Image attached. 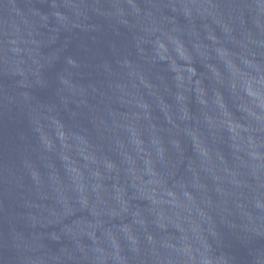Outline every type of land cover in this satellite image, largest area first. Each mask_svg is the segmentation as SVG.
<instances>
[{
    "label": "water",
    "instance_id": "1",
    "mask_svg": "<svg viewBox=\"0 0 264 264\" xmlns=\"http://www.w3.org/2000/svg\"><path fill=\"white\" fill-rule=\"evenodd\" d=\"M0 264H264V0H0Z\"/></svg>",
    "mask_w": 264,
    "mask_h": 264
}]
</instances>
